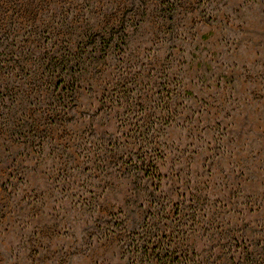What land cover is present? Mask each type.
I'll list each match as a JSON object with an SVG mask.
<instances>
[{
	"label": "rangeland",
	"instance_id": "1",
	"mask_svg": "<svg viewBox=\"0 0 264 264\" xmlns=\"http://www.w3.org/2000/svg\"><path fill=\"white\" fill-rule=\"evenodd\" d=\"M264 264V0H0V264Z\"/></svg>",
	"mask_w": 264,
	"mask_h": 264
},
{
	"label": "trees",
	"instance_id": "2",
	"mask_svg": "<svg viewBox=\"0 0 264 264\" xmlns=\"http://www.w3.org/2000/svg\"><path fill=\"white\" fill-rule=\"evenodd\" d=\"M156 259H158L157 261V263L158 264H167V257L166 256H164L162 259H161V256L160 255H158V253H157V256H156Z\"/></svg>",
	"mask_w": 264,
	"mask_h": 264
}]
</instances>
